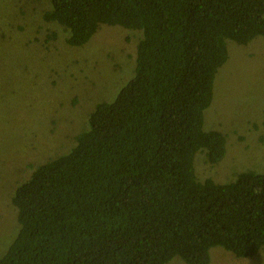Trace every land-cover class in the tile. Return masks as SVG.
<instances>
[{
	"label": "trees",
	"instance_id": "obj_1",
	"mask_svg": "<svg viewBox=\"0 0 264 264\" xmlns=\"http://www.w3.org/2000/svg\"><path fill=\"white\" fill-rule=\"evenodd\" d=\"M50 5L42 17L69 46L85 45L101 24L142 36L114 100L97 103L70 149L15 189L19 229L0 264H171L175 256L209 264L215 246L236 257L264 250V170L222 183L194 168L199 150L210 165L225 158L227 134L204 129L203 114L227 40L264 36V0Z\"/></svg>",
	"mask_w": 264,
	"mask_h": 264
},
{
	"label": "rangeland",
	"instance_id": "obj_2",
	"mask_svg": "<svg viewBox=\"0 0 264 264\" xmlns=\"http://www.w3.org/2000/svg\"><path fill=\"white\" fill-rule=\"evenodd\" d=\"M49 8L50 0H0L1 255L19 229L11 200L15 189L36 165L70 149L97 103L114 100L134 73L142 36L139 30L101 24L85 45L72 47L60 25L43 19ZM53 31L57 36L51 39ZM226 43L228 58L203 114L204 129L227 134L226 155L213 165L202 150L194 157L201 179L222 183L245 170H264V36L244 45ZM210 255L209 264H264V250L236 257L215 246ZM170 263L187 264L178 256Z\"/></svg>",
	"mask_w": 264,
	"mask_h": 264
}]
</instances>
